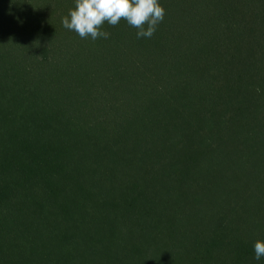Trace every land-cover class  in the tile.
Wrapping results in <instances>:
<instances>
[{
  "label": "trees",
  "instance_id": "1",
  "mask_svg": "<svg viewBox=\"0 0 264 264\" xmlns=\"http://www.w3.org/2000/svg\"><path fill=\"white\" fill-rule=\"evenodd\" d=\"M159 3L0 0V264H264V0Z\"/></svg>",
  "mask_w": 264,
  "mask_h": 264
},
{
  "label": "clouds",
  "instance_id": "2",
  "mask_svg": "<svg viewBox=\"0 0 264 264\" xmlns=\"http://www.w3.org/2000/svg\"><path fill=\"white\" fill-rule=\"evenodd\" d=\"M165 14L159 0H75V7L63 17L62 24L81 39L96 40L109 36L101 31L104 22L114 27L123 18L137 29L138 38H151ZM253 248L256 260L264 257V240L255 241Z\"/></svg>",
  "mask_w": 264,
  "mask_h": 264
}]
</instances>
